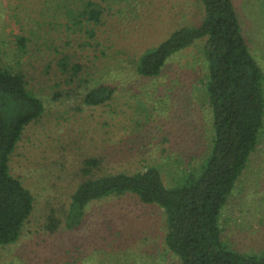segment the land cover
<instances>
[{
    "label": "rangeland",
    "instance_id": "rangeland-1",
    "mask_svg": "<svg viewBox=\"0 0 264 264\" xmlns=\"http://www.w3.org/2000/svg\"><path fill=\"white\" fill-rule=\"evenodd\" d=\"M232 1L264 89V0ZM93 7L99 21L78 23ZM200 12L198 0H0V66L23 74L44 103L10 157L34 205L17 243L0 247V264H180L164 245L161 209L133 195L91 205L76 231L63 222L86 168L100 176L156 167L170 186L205 158L213 132L201 45L172 56L156 78L136 71L139 57L197 25ZM100 85L112 98L85 106ZM91 159L97 166L85 167ZM219 225L230 249L264 254V126Z\"/></svg>",
    "mask_w": 264,
    "mask_h": 264
},
{
    "label": "trees",
    "instance_id": "trees-1",
    "mask_svg": "<svg viewBox=\"0 0 264 264\" xmlns=\"http://www.w3.org/2000/svg\"><path fill=\"white\" fill-rule=\"evenodd\" d=\"M200 22L178 27L137 62V73L156 78L168 60L201 45L205 60L204 91L211 114L212 138L205 158L175 184L166 186L156 167L133 174L93 176L74 191L63 225L78 230L88 208L112 196L133 195L154 204L165 216L164 245L180 264H264V254L230 249L221 240L220 215L232 194L264 126L263 72L242 35L232 0H198ZM94 4L89 3L87 10ZM82 19L99 21L93 7ZM39 24L45 25L44 21ZM18 45L22 48L23 40ZM114 90L100 85L87 91L83 104L97 107ZM44 103L27 89L23 74L0 66V247L17 243L34 205L32 193L13 177L10 157L25 128L38 120ZM96 167L94 159L85 167ZM56 226L52 227L54 230ZM91 261V257H88Z\"/></svg>",
    "mask_w": 264,
    "mask_h": 264
}]
</instances>
